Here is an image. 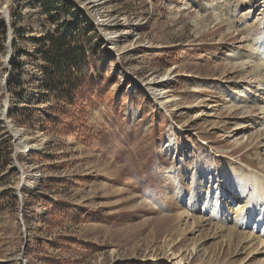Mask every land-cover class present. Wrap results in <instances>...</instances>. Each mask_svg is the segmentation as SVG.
Here are the masks:
<instances>
[{
	"label": "rangeland",
	"instance_id": "1",
	"mask_svg": "<svg viewBox=\"0 0 264 264\" xmlns=\"http://www.w3.org/2000/svg\"><path fill=\"white\" fill-rule=\"evenodd\" d=\"M70 1L104 39L113 62L103 74L116 81L53 115L59 126L46 123L53 104L38 103L33 39L51 26L39 0H10L15 49L8 59L0 30V118L14 137L0 119V167L10 152L0 264H243L248 251L226 236L264 238L263 225L254 230L264 212V0ZM15 51L27 53L19 76ZM13 108L37 121L18 125Z\"/></svg>",
	"mask_w": 264,
	"mask_h": 264
},
{
	"label": "trees",
	"instance_id": "2",
	"mask_svg": "<svg viewBox=\"0 0 264 264\" xmlns=\"http://www.w3.org/2000/svg\"><path fill=\"white\" fill-rule=\"evenodd\" d=\"M39 8L51 28L39 39H33L34 57L41 75V100H38V103L53 104L50 106L51 113H44L47 118H44V121L56 124L52 118L63 116L67 113L66 108L73 110L88 101L99 86L105 85L106 82L109 86L114 85L116 73L105 78L103 73L109 70V64L113 60L104 49V39L98 34L96 26L80 8L70 0H39ZM12 27L14 28L13 25ZM0 30L2 36L7 31L3 22H0ZM2 39L4 41V36ZM11 46L15 49L13 41ZM26 55V52L15 51L10 61L12 70L18 71L17 76L23 73L20 59ZM19 83L16 84L15 79L11 78L8 87H12L11 93L17 97L18 104L27 103V98L21 92H14V89H19ZM33 112L31 108H13L7 114L18 125L27 126L31 121H37ZM19 117L24 119L18 120ZM59 124L58 122L55 127ZM42 129L47 130L46 127ZM9 154L10 152L6 153V160L0 168L6 166ZM61 207L60 204L52 203L51 212L62 213Z\"/></svg>",
	"mask_w": 264,
	"mask_h": 264
},
{
	"label": "bare ground",
	"instance_id": "3",
	"mask_svg": "<svg viewBox=\"0 0 264 264\" xmlns=\"http://www.w3.org/2000/svg\"><path fill=\"white\" fill-rule=\"evenodd\" d=\"M89 1V0H88ZM10 0H4L1 8H0V15L2 16V18L6 19L7 20V15L8 13H6V8L9 4ZM94 2V1H93ZM90 3V2H89ZM91 4V3H90ZM89 4V5H90ZM210 19V18H209ZM11 34V30L8 31V39H10L9 35ZM11 36V35H10ZM10 54V51L9 53ZM7 59V58H6ZM8 59H9V55H8ZM6 80V79H5ZM161 83V82H159ZM6 86V85H5ZM4 86V87H5ZM166 102H172V100H168ZM262 110V109H261ZM264 110V108H263ZM262 110V111H263ZM5 126L7 127L8 131L12 134V136L14 137V134H13V129H12V126L8 123V121L1 117L0 118ZM252 126L251 124H248V125H244V126H237L235 129H233L235 132H243V131H247L248 129H252ZM15 132V135L18 136L19 135V132L18 131H14ZM244 133V132H243ZM254 186V185H253ZM255 187V186H254ZM256 188V187H255ZM254 189V188H253ZM252 192V191H251ZM238 200L239 201H242V199H245L247 196V191L244 189V188H241V189H238ZM255 195V194H254ZM258 204V203H256ZM258 205H256L257 207ZM264 207V206H263ZM250 213L247 211V213L244 215V223L241 222L240 224L244 225L246 227V224L247 222H249L252 218L250 217ZM258 215V220L256 221V226L254 227V230H256L255 228L258 226V229L263 225L264 226V212L263 213H260V214H256ZM243 220V219H242ZM235 225V224H234ZM237 226V225H235ZM232 227V226H231ZM241 227V226H240ZM230 228V227H229ZM237 228V227H236ZM220 229V228H219ZM223 230V229H222ZM221 230V231H222ZM217 232V231H216ZM224 232V231H223ZM222 233V232H221ZM225 235V234H224ZM238 235V236H237ZM262 235V234H261ZM221 238V237H220ZM224 238V237H223ZM227 241L230 243V246H231V243H233V241H238V243L240 244L239 245V248L244 250V254H246V252L248 251V255H250L249 257L252 258L253 256H256L259 257L260 259L256 262L257 264H264V238H255L254 235L252 234H249V233H245V232H238L235 230V228L231 229L228 233H227ZM225 239V238H224ZM227 247V246H226ZM234 247V246H233ZM229 249V248H228ZM195 251V250H194ZM239 251H236V254L235 256L239 255L238 254ZM249 257H245L244 259H242L241 261L243 262V264H247L249 262L248 258ZM250 264V263H249Z\"/></svg>",
	"mask_w": 264,
	"mask_h": 264
},
{
	"label": "water",
	"instance_id": "4",
	"mask_svg": "<svg viewBox=\"0 0 264 264\" xmlns=\"http://www.w3.org/2000/svg\"><path fill=\"white\" fill-rule=\"evenodd\" d=\"M9 18H7L6 20V29H7V34H8V31L11 30V27H10V24H9V21H8ZM12 33V32H11ZM11 41H12V38L10 39H7V45L9 46L10 48V54H9V59H10V56L12 55V52H11Z\"/></svg>",
	"mask_w": 264,
	"mask_h": 264
}]
</instances>
